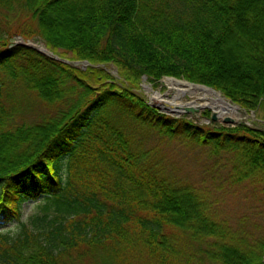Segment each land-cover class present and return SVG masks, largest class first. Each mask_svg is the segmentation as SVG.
Returning <instances> with one entry per match:
<instances>
[{
  "label": "trees",
  "instance_id": "trees-1",
  "mask_svg": "<svg viewBox=\"0 0 264 264\" xmlns=\"http://www.w3.org/2000/svg\"><path fill=\"white\" fill-rule=\"evenodd\" d=\"M144 75L264 108V0H0V264H264V130L163 113ZM172 142L222 161L212 185L247 186L260 211L223 216L170 169Z\"/></svg>",
  "mask_w": 264,
  "mask_h": 264
},
{
  "label": "rangeland",
  "instance_id": "rangeland-1",
  "mask_svg": "<svg viewBox=\"0 0 264 264\" xmlns=\"http://www.w3.org/2000/svg\"><path fill=\"white\" fill-rule=\"evenodd\" d=\"M20 39H18V36L15 35L12 38V42L14 44L20 43ZM33 44L37 46H43L44 44L41 42H33L30 41ZM45 46V45H44ZM72 62H79L72 61ZM87 64H78L79 68L87 69ZM73 66H76V64H73ZM102 66L105 68L111 75H113L116 79H119L121 81L122 77L119 74L118 68L114 64H98L97 67ZM96 67V66H95ZM182 79V78H180ZM185 80V79H182ZM202 84V83H201ZM205 85V84H204ZM146 86H150L153 88L154 91H160L161 94L165 95L164 99L167 100L168 97H172L174 95V90L169 88L167 83L165 82V79H160L157 83L149 82L147 78H143L141 82V87L137 91L143 95L147 101L151 102V96H152V90H149L146 88ZM208 86V85H207ZM211 87V86H208ZM213 88V87H211ZM215 89V88H213ZM216 90V89H215ZM221 92L220 90H217ZM222 94V92H221ZM223 95V94H222ZM181 99L183 101H178L179 103L184 102L188 103L193 100L200 101V98L198 96H191L190 94H184L182 95ZM227 99V98H226ZM229 100V99H227ZM232 102L231 100H229ZM233 103V102H232ZM234 104V103H233ZM238 105V104H236ZM192 107L198 108L196 106L191 105ZM240 106V105H239ZM240 115H237L236 118H238L235 123L226 125V126H238L242 123H246L249 126L255 128L264 130V108H258L253 110H248L242 106H240ZM205 111H209L210 117L213 113V109L210 107L205 108H198L196 112L191 113L190 116L193 118V120H200L201 123H203L205 120V116L203 113ZM185 114V113H184ZM183 114V115H184ZM189 114V113H187ZM182 116V115H180ZM204 116V117H203ZM209 117V118H210ZM204 120V121H203ZM220 126L224 125L223 123H218ZM158 137L157 135H155ZM149 140L151 142L156 143L157 140L154 137L148 136ZM164 151L167 153L168 158V165L171 170L178 173L180 177L184 178L188 181H193L194 183H202L205 181V183H202L204 186L208 183L211 188L213 189V196L216 197L220 202V212L223 216H229L232 219H239L240 217L244 216L245 214L253 216L254 213L260 211V208L262 206V202H260V199L258 195L253 196L252 193H249L248 187L246 186L245 190L242 188L243 186H236L229 184L225 181L224 178L218 179L220 182L213 186L212 181L214 177H221L226 174V168H224L220 163L219 165L212 167V165H216L213 161L207 162V158L205 155L202 154V151L197 150H191L185 147L184 145L179 144L178 142H172L169 145L161 144ZM217 163V164H218ZM209 168V169H208ZM209 170V171H207ZM217 179V178H216ZM234 186V187H233ZM39 201H29L26 202L23 205V214L22 219L24 221H27L33 214L37 213L39 206L37 205ZM263 210L261 208V216L257 215V218L255 216V219L258 220L259 224H261V229H257V233L264 232V215ZM263 215V216H262ZM250 224H253L254 221L251 220ZM18 223L13 222L9 224L8 226H5V229H8L10 233H15L18 229ZM253 228V227H252Z\"/></svg>",
  "mask_w": 264,
  "mask_h": 264
},
{
  "label": "bare ground",
  "instance_id": "bare-ground-1",
  "mask_svg": "<svg viewBox=\"0 0 264 264\" xmlns=\"http://www.w3.org/2000/svg\"><path fill=\"white\" fill-rule=\"evenodd\" d=\"M165 82L169 88L174 90V95L168 97L167 100L164 99L165 95L161 94L160 91H154L152 87L146 86L149 90H152L151 101L161 105L168 106L172 109H177L178 106L182 105H193L198 108L210 107L222 117L230 116L235 121H238L236 118L237 115H240V108L227 100L219 91L213 90L212 88L203 87L199 85H193L185 81H177L171 78H166ZM190 94L191 96H198L200 101L193 100L188 103L178 101H183L181 99L182 95Z\"/></svg>",
  "mask_w": 264,
  "mask_h": 264
},
{
  "label": "water",
  "instance_id": "water-1",
  "mask_svg": "<svg viewBox=\"0 0 264 264\" xmlns=\"http://www.w3.org/2000/svg\"><path fill=\"white\" fill-rule=\"evenodd\" d=\"M19 39L21 40V43H23L24 45H27V46H30V47H34L36 48L37 50H39L40 52L42 53H45L53 58H56V59H60L57 55H55L53 52H50L48 51L44 46H37L35 44H33L32 42L28 41V42H24L23 38L21 36H19ZM64 61L68 62V63H71V64H76V66H78L79 63L81 64H89L87 61H84V62H70L68 60H65ZM146 78V76L144 77ZM168 78H172V79H175L177 81H182V79H178V78H174V77H168ZM183 81H186L190 84H193V85H199V86H203V87H208L207 85H204V84H197V83H193V82H190V81H187V80H183ZM208 88H211V87H208ZM213 89V88H212ZM215 90V89H213ZM150 104L157 108L158 110L160 111H163L165 113H169V114H176V115H180L181 113H187V112H196V110H198V108H195V107H192L191 105H182V106H178L177 109H172L168 106H161V105H158L154 102H150ZM211 119L214 120V121H220L222 120L224 123L226 124H233L235 123V120L230 117V116H226V117H221L218 112H216L215 110H213V113L211 115Z\"/></svg>",
  "mask_w": 264,
  "mask_h": 264
}]
</instances>
